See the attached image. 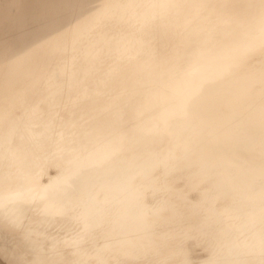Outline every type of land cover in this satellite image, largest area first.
Returning <instances> with one entry per match:
<instances>
[{
  "label": "bare ground",
  "instance_id": "obj_1",
  "mask_svg": "<svg viewBox=\"0 0 264 264\" xmlns=\"http://www.w3.org/2000/svg\"><path fill=\"white\" fill-rule=\"evenodd\" d=\"M49 1L53 2L37 0L38 6L47 8L44 5ZM119 1L123 0H79L78 10L65 14L67 17L71 15L70 22L80 14L81 19L86 20L93 15L88 11L89 6L95 3L98 10L111 13L105 23L119 21L120 11L111 10ZM128 1L130 3H124L123 10L141 9L138 12L140 29L148 28L152 20H162L165 14L159 5L163 0H150L141 6L135 0ZM168 1L164 2L166 6ZM225 2L236 5L233 0H222L219 4L226 5ZM151 7L159 11L154 12ZM56 12V25H65L67 32L54 35H63L61 39L68 37L70 42H76L80 38L77 32L85 26L79 24L83 20L73 25L63 24L59 19L60 11ZM43 16L45 26L49 15ZM177 16L178 10L169 8L164 17L168 28L163 32L176 25ZM129 33L133 32L130 30ZM181 34L170 40L180 41ZM90 36L103 41L117 40L116 48L111 52L116 54L126 51L129 46L125 44L131 41L126 37L125 21L121 26L92 31ZM34 42L35 45L23 49L26 59L23 60L29 69L31 54L36 65H47L57 60L52 59L41 40ZM35 53L41 54L39 58H34ZM254 58L253 62L262 63L261 67L255 66L254 82L262 86L264 53L254 55ZM66 59L62 57L61 60ZM74 59H70L71 63L76 62ZM177 66L174 61L167 63L170 68ZM202 68L204 73H209L207 66L202 65ZM58 70L61 75L43 71L25 79L24 85L32 88V93L24 99L25 104L36 111L31 120L22 115L26 121L24 139L29 142L35 136L51 135L53 142L64 147L61 155L72 147H78L84 155L80 163L78 160L71 164L80 166L85 177L77 184L78 170L69 165L65 169L63 164L66 162L61 156L15 154L7 137L13 136L12 130L20 124L9 117V111L4 114L10 127L7 129L0 125L1 142L8 148V152L0 154V264H220L209 257L219 250L220 245L214 240L211 249L205 248L210 253L206 258L196 262H190L188 258L190 244L187 241L196 236L203 239L212 227L222 230L226 247H231L232 239L234 246L230 253L237 255L236 248L244 251L238 264H253V259L257 264H264V211H242L243 204L253 206L256 197L261 200L264 192V116L259 111L260 104L252 98L260 89L250 90L247 94L243 91L235 93L233 88L222 83L221 78L208 77L207 74L204 76L208 81L201 90L193 81L189 84L192 94L182 95L181 85L166 79L158 71L148 82L154 86L129 93L130 97L124 101V128L119 134L124 145H111L102 131L109 123L111 108L124 97V90L99 93L103 82L99 81L95 90L91 85L84 93L78 94L80 90L76 91L73 83L76 77L74 66L66 64ZM160 74L164 76L160 77ZM215 82L220 87V96L218 93L213 95L224 101L222 105L202 100L213 91L211 85ZM257 95L260 96L259 92ZM92 96L99 100L98 109L93 114L94 117L100 115L96 120L86 118L83 127L79 122L80 129L73 132L46 127L53 118L71 128L76 116L85 112L87 104L92 103L88 99ZM143 101L146 102L144 105ZM49 115L52 116L50 120L45 118ZM31 128L36 133L30 132ZM110 153L122 157L124 166H132L133 162L139 165L133 176L135 181L126 191L112 178ZM90 156L91 160L84 159ZM52 158L55 160H49ZM37 159L48 160L47 165H42L44 162ZM96 160V165L91 163ZM83 161L88 162L87 166ZM172 166H178L176 169L181 172L176 178L169 177ZM148 186L167 189L172 196L164 198L166 202H190L189 212L185 211V206H176L167 207L169 212L166 213L160 206L161 212H154L147 218L148 215L138 210L137 204H124V195L121 197L120 192L124 191L127 200V196L144 195ZM258 187L261 190H256ZM80 198L85 202L80 204ZM201 203H207V208ZM115 204L123 209V213L113 218L110 207ZM198 208H201L204 221L196 219ZM124 211L134 215L133 223L125 222ZM177 211L184 215L180 224L175 221ZM179 225L178 230L172 231ZM206 242L211 243V240L207 238Z\"/></svg>",
  "mask_w": 264,
  "mask_h": 264
},
{
  "label": "rangeland",
  "instance_id": "obj_2",
  "mask_svg": "<svg viewBox=\"0 0 264 264\" xmlns=\"http://www.w3.org/2000/svg\"><path fill=\"white\" fill-rule=\"evenodd\" d=\"M221 1L169 0L167 6L164 4L165 0H163V4L159 1V5L165 13L162 20H152L148 28L140 29L138 12L141 9H131L129 12V8L123 10L124 3H130L128 0L119 1L116 6L111 8V10L120 11L121 18L119 21L109 20L108 22L111 21L110 23H105V21L111 16V13H104L98 10L94 7L95 3L88 8L89 12L92 11V16L90 15L85 20L81 19L82 16L80 15L82 14L76 15L73 21L70 22L71 15L69 14V17H67L66 14L71 10H78L79 0H53V2L49 1L47 5H44L47 8H40L37 0H0V89H3L2 91L0 90V125L7 129L10 127L8 117L7 119L4 117V114H8V111L10 112L9 117L19 121L20 124L12 130L14 132L13 136L9 135L7 137L8 144L13 146L11 150H15V154L17 152L21 153L20 155L64 157L66 162V165L63 164L64 168L68 169V165L74 166L78 170L77 175H79L78 177L75 175L77 184L83 181L85 177L84 170H80V166L71 164L72 161L77 163L78 160L80 163L81 157L84 155V152L80 151L78 147L76 149L72 147L71 150L68 149L64 155H61V150L64 147H62V144L53 142L51 135L50 137L44 136L41 138L35 136L29 142L24 139L26 121L22 118V115L31 120L34 119L36 111L29 104H25L24 99L32 93V88L24 85L27 82L25 79L30 75L43 71L51 75H61L58 68L64 67L66 64L70 67L74 66L76 69V77L73 79V83L77 87L76 91L80 90L78 94L84 93L91 85L92 89L95 90L99 81H103L99 86L101 88L98 89L101 90L99 93H112L116 89L124 90V97L117 103L116 107L111 108L112 114L108 120L109 123L102 131L103 136L109 140L111 145H124V140L119 134L121 133L120 130L124 128V101L130 97L129 93H138L154 86V84L150 85L148 82L152 81L151 78L158 71L162 72L166 79L181 85L180 91L182 95L192 94L193 89L190 88L189 84L193 81L197 83L198 89L201 90L208 81L206 80L207 77L204 76L207 74H209L207 75L208 77L221 78L222 83L233 88L235 93L243 91L244 94L250 90L255 92V90L260 89L258 91L260 96L257 95L258 92L256 91L252 98L258 101L261 107L259 111L264 116V85L261 86L254 82L256 81V67H261L262 63L252 61L255 59L254 55L259 56L264 53V0H233L236 5L226 2V5H220L219 2ZM74 2L75 4H73ZM135 2L141 6L149 3L150 0H135ZM169 8L178 10V16L175 18L177 23L172 29L163 32L164 29L168 28V22L164 17ZM48 9L49 11L47 12ZM151 9L154 12L159 11V9L153 10L152 7ZM56 11H60L59 17L61 18L59 19H61L63 24L69 23L73 25L78 20H83L79 24L85 26L77 32V37L79 36L80 38L76 42L71 41V43L68 37L61 39L63 35H54L67 32L64 29L65 25H56L55 21L58 19ZM124 11L126 15H124ZM147 13L148 11L140 16V20ZM241 13L249 15L242 16ZM45 14L49 15V17H47V22L44 26L43 20H45V17L43 15ZM124 21L127 28L126 37L131 40L125 44L126 47L129 46L126 51H121L118 54L111 53L116 48L117 40L103 41L90 36L92 31L105 30L107 26H111V28L121 26ZM130 30L133 32L132 34L129 33ZM180 33H182L180 41L172 42L170 40V38H174ZM47 35H50V37L46 38ZM36 40H41L44 44L43 47L50 51V56H53L52 59L57 60L50 61L47 65L44 63L36 65L31 54L29 69L23 60L25 59L23 49L28 48L30 45H35L34 41ZM107 50L110 51L107 52ZM40 55V53H35L34 58H39ZM62 57L68 59L61 60ZM70 59H74L76 62L71 63ZM170 61L176 62L178 66L176 68L167 67V63ZM202 65L208 67L207 71L209 73L203 72L205 70ZM28 72L29 75L26 76ZM163 74H160V77H163ZM211 86L212 94L210 93L208 97H203L202 100L215 105L224 104L222 99L213 95L218 93L220 96L218 83L215 82ZM92 95H95V93H92ZM88 99L92 100V103L87 104L85 112H82L80 116H76L75 122L70 125L71 128H67L68 124H60L50 115L45 117L49 120L52 118V121L46 127L50 126L49 129H54V131L70 130L69 132H73L77 131V128L80 129L79 122L81 127H83L82 123L86 118H94L96 120L95 118L100 115L97 114L94 117L93 114L98 109L99 100L94 98V96L88 97ZM112 102L115 103L114 101ZM145 103V101L142 102L143 105ZM35 121L32 120V122ZM251 125L257 128L253 123ZM31 131L36 133L32 128L30 129ZM255 132L259 134V131L256 130ZM63 143L65 142L63 141ZM2 152H8V148L4 146L0 139V154ZM67 157H70V160H66ZM108 157H112L113 165L111 166L113 172L111 175L113 180H117L119 184L121 183L125 187L124 191H126L134 183L135 178L133 176L138 171L139 165L133 162L132 166L130 164L124 166L121 161L122 157H119L116 153H110ZM84 159L91 160V156ZM37 160L38 162H44L42 165H47L48 160ZM91 163L96 165L98 160ZM83 164L87 166L88 162L83 161ZM239 166L245 167V165ZM172 167L169 177L176 178L181 172L176 169L178 166ZM97 170L101 171L100 169ZM256 190L259 191L261 188L258 187ZM124 191L120 192L121 197L124 195V204H137L138 210L148 215L147 218L154 212H161L159 211L160 206L164 207L166 213L169 212L167 207L185 206L186 212L190 210V207H188L190 202L164 201V198L172 196L167 189L158 190L148 186L144 195L134 194L133 196H127V200ZM263 199L264 192L261 195V200L256 197L253 206L243 204L242 211H264V203H261ZM79 201L82 204L85 199L82 200L80 198ZM114 202L119 203V200ZM201 204H203L205 209L208 206L207 203ZM193 206L195 207V205ZM110 212L111 217L115 218L123 213V209L119 208L118 204H115L110 207ZM196 214V219L204 221L201 208L196 209ZM133 217L134 215H129L127 211H124L125 222L133 223ZM175 217H177L175 219L177 224L184 221V215L178 211ZM180 227L181 225L172 229V231L178 230ZM212 228L203 239L200 240L196 236L194 239L190 238L187 241L190 244L189 261L196 262L206 258L205 256L210 253L205 248L211 249L212 242L217 241L220 245L219 250L209 257L220 264H238L244 251L236 248L237 255L230 253L232 246H234L232 239H230L231 247H226V239L222 230ZM207 238L211 240V243H204ZM228 254L231 255L229 256ZM252 261L253 264H257L255 259Z\"/></svg>",
  "mask_w": 264,
  "mask_h": 264
}]
</instances>
